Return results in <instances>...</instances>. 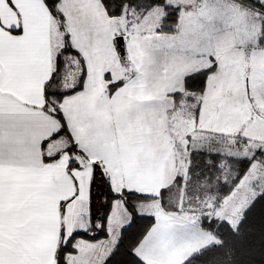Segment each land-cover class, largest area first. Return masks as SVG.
I'll use <instances>...</instances> for the list:
<instances>
[{
  "label": "snow or ice",
  "instance_id": "6c2138e0",
  "mask_svg": "<svg viewBox=\"0 0 264 264\" xmlns=\"http://www.w3.org/2000/svg\"><path fill=\"white\" fill-rule=\"evenodd\" d=\"M0 264H264V0H0Z\"/></svg>",
  "mask_w": 264,
  "mask_h": 264
}]
</instances>
